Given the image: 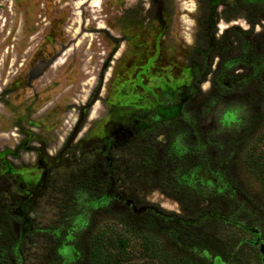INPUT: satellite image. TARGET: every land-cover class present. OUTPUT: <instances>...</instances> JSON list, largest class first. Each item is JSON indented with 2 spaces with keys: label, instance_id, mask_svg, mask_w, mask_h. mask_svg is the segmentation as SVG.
Returning a JSON list of instances; mask_svg holds the SVG:
<instances>
[{
  "label": "rangeland",
  "instance_id": "374dc122",
  "mask_svg": "<svg viewBox=\"0 0 264 264\" xmlns=\"http://www.w3.org/2000/svg\"><path fill=\"white\" fill-rule=\"evenodd\" d=\"M92 1L0 0V209L13 214L19 204L14 192L18 179L27 185H38L21 217L29 228L31 224L38 230L23 242L22 233L16 228L17 223L21 225V218L15 219L14 225L19 238L15 248L23 246L25 264H49L53 236L47 231L60 228L69 213L84 209L88 196L100 195L99 190H104L110 182L107 172L100 169L105 162L101 148L81 146L79 140L95 136L99 127L108 123L105 121L110 114L117 118L124 115L128 98L137 99L142 93L143 73L144 80L151 84L160 77L168 80L169 85L182 83L187 77L191 55L198 52L195 59L204 64L209 40L216 41L214 37H221L231 27L239 28L252 41L264 46V0H99L97 7L91 5ZM158 39L170 50L156 47ZM173 40L176 52L171 51ZM118 42L120 52L113 59ZM147 42L150 49L142 52L165 62L166 73L158 64L155 70H142L145 65L139 45ZM239 43L242 45L244 41ZM130 48L132 53L128 52ZM66 51L70 52L64 57V65L51 68ZM172 52L175 56L170 61ZM236 57L229 55L225 59ZM130 61L133 66H129ZM144 80L142 85L146 84ZM160 90V84L150 86L155 94ZM257 91L246 88L245 95L238 96L237 88L228 94L227 104L214 106L213 117L221 114V109L250 117L264 107V88L262 94L257 95ZM57 93L60 94L54 98ZM113 105L119 107L115 113ZM193 105L198 106L199 102ZM85 109L88 110L84 115ZM62 115L67 118H61ZM260 129L251 141L248 154L260 155L262 167L254 171L249 165L239 163V168H231V188L238 194L233 189L229 191L236 198L237 209L251 213L252 223L258 227L264 226V179L260 175L264 174V126ZM221 135L215 136L218 141L215 143L223 141ZM42 156L47 158V170L39 182ZM122 156L116 188L127 199H123L124 205L114 209L113 203L110 204L97 217L94 233L106 246L117 243V236L125 233L121 223L111 215L126 212L125 206L134 202L159 206L175 219L192 222V231L220 241L236 230L207 216L216 211L223 215L226 201L194 202L190 208V204L162 197L155 191L156 185H140L131 179L134 175L129 177L127 154ZM243 156H236L239 162H243ZM198 214L204 217H196ZM198 219L203 221L201 226H195ZM129 240L133 243L131 264H158L144 252L140 253L137 241ZM115 251L113 245L105 250L108 256H113Z\"/></svg>",
  "mask_w": 264,
  "mask_h": 264
},
{
  "label": "flooded vegetation",
  "instance_id": "af4514ba",
  "mask_svg": "<svg viewBox=\"0 0 264 264\" xmlns=\"http://www.w3.org/2000/svg\"><path fill=\"white\" fill-rule=\"evenodd\" d=\"M227 31L221 33V37H214L216 41L209 40V48L203 55L206 56V59H203L204 64L198 63L195 59L198 52L193 56L191 55L187 77L182 83L177 81L173 85H169L168 80L160 77L151 84L144 80L145 75L141 71L143 73L140 80L142 93L137 99L128 98L127 111L124 115L117 118L110 114L109 119L105 121L108 123L101 125L99 131L95 132V136L79 140L81 146L86 147L88 145L101 148L105 162L100 165V169L107 172L110 182L104 190H99L100 195L96 193L88 196V203L83 209L84 214L81 215L73 232L78 229L80 231L87 229L88 218L95 213L104 212L110 207V204L113 203V209L115 206L123 204V199L126 196L116 188V181L119 177V161L123 159L122 155L125 153L127 154L126 160H128L127 169L128 171L131 170L129 177L134 175L131 179H136L139 184L156 185L157 190L155 191H158L162 197L173 199L170 195L182 194L180 187H189L195 199L208 204L219 200V197L224 200L230 189L238 194L233 186L231 188L233 183H231L230 169L239 168V163L248 166L251 160L259 163L260 155L257 154L252 159L251 153L248 154V152L251 150L252 139L261 130L259 119L261 109L250 117H241L237 112L225 111V109H221V114L218 113L213 117V111L214 106L227 104V101L230 100L228 94L232 91L236 92L237 88L240 91L238 96H244L246 88L258 90L257 95L258 93L262 94L264 88V46L260 42L252 41V37H247L237 27L228 28ZM229 35H235V37H229ZM160 40L162 39H158L156 47H161V50H170V47H166L168 45L165 42L160 43ZM175 40L170 45L173 52H176L177 48ZM233 40L238 42H233ZM240 40H243L244 44L240 45ZM117 44L119 48L114 53L113 59L120 52L119 42ZM149 47L150 42L139 45L141 61L145 65L142 70L144 72L151 68L155 70L154 66L158 64L166 73L168 68L165 67V62L154 58L155 55L153 56L151 53L142 52L150 49ZM130 51L131 48L128 52ZM173 52L169 56L172 58L170 61L175 56ZM229 55L237 57L226 60L225 58ZM131 63L130 61L129 66H133ZM235 67H240V70L234 69ZM143 80L145 85H142ZM132 83H135L134 79ZM155 84L157 86L160 84L161 87V90L156 94L150 91V86L153 87ZM102 89L103 87L99 89V95ZM60 93H57L54 98H57ZM195 101L199 102L198 106L193 105ZM217 101L219 102L217 103ZM50 105L51 102L47 104V106ZM118 108L113 105V113ZM88 109H85L84 115ZM60 117L67 118V115ZM202 122H204L203 125ZM183 125L186 127L185 129H183ZM80 129L78 127L76 130L77 134L80 133ZM219 133L224 139L222 142L215 143L218 141L214 138ZM237 155H244L243 162H239ZM39 160H41L39 161L40 170L38 169L40 182L45 178L47 170L45 161L47 158L42 156ZM16 178L18 179L17 176ZM15 186L16 202L18 201L19 204L14 209L13 214L9 210L8 212L2 209H0V213L8 214L14 219H20L27 204L32 201L33 197H30L38 185H27L18 179ZM89 200L96 204H90ZM106 202L109 204H105ZM225 205L227 208L222 215L223 222L225 225L231 224L238 228V236H243L241 244L247 243L250 247H255L262 264H264V253L261 251L262 246H264V229L253 224L247 226L245 220L243 222L231 221L229 217L234 216L235 213L232 212L228 203ZM125 207L127 208L126 211H132L136 216L149 217L154 215L160 218L163 223L165 221H177L173 214H167V212L160 210L159 206L137 205L134 202ZM215 215L218 216L216 212L209 216L213 218ZM196 217L203 218L204 215L198 214ZM27 225V222L22 218L21 225L16 224L17 231L22 233V238H24L23 242H26L25 238L32 237V234L38 230L34 229L31 224L30 228ZM27 230L30 231V236ZM47 232L53 236L51 247L57 246L60 256L57 259L49 256L47 258L49 264L72 263L73 255L76 254L73 238L68 234L64 235L61 228ZM60 238L62 241L57 245ZM24 254L23 246L22 249L15 248L8 258L3 252H0V264H25Z\"/></svg>",
  "mask_w": 264,
  "mask_h": 264
},
{
  "label": "trees",
  "instance_id": "16d2710c",
  "mask_svg": "<svg viewBox=\"0 0 264 264\" xmlns=\"http://www.w3.org/2000/svg\"><path fill=\"white\" fill-rule=\"evenodd\" d=\"M252 115L254 116L255 112ZM259 119L261 127L264 126V107L260 110ZM251 158L254 159L253 156ZM248 165L249 169L252 168L254 171L262 167L253 160ZM231 173L232 171H230L232 180ZM260 175L264 179V174L261 173ZM180 188L182 194L170 195L173 199L183 205L190 204V208L194 202H200L193 197L189 187ZM219 198L222 200V197ZM235 200L236 198L234 199L230 193L223 200L229 204L232 212L235 213L229 219L235 222L245 220L247 226L252 225L253 215L248 211L241 213L237 209L239 208L238 205L234 203ZM78 205L81 207L80 203ZM102 213H95L90 216L87 229L83 231L78 229L75 232L73 231L77 227L81 215L84 214L83 208L81 211L69 213L68 217H65L60 228L64 235L68 234L73 238V243L76 246V254L73 255L74 260L70 264H131L133 254L130 252V248L133 243L130 244L129 239L137 241L141 248L140 253L143 254L142 252H144L147 258L155 259L158 264H262L255 247H250L247 243L241 244L243 236H238V228L235 225H226L230 228L234 227L233 229L236 230H232L226 238L224 237L225 240L220 241L215 237L192 231L190 229L192 222L175 219L176 222L165 221L163 223L157 216H136L132 211L111 215L121 223L125 233L117 236V243H110L116 251L113 256H108L105 250L110 245L106 246L105 243H102L100 236H94L98 224L97 217ZM210 218L225 225L222 215H215V217ZM16 222L10 215L0 213V252H3L7 258L11 256V252L15 249L14 245L19 241L14 226ZM196 222L195 226H201L203 221L198 219ZM261 228L264 229V226ZM61 241L62 238L58 240L57 245ZM49 256L56 259L60 257L57 246L51 247Z\"/></svg>",
  "mask_w": 264,
  "mask_h": 264
},
{
  "label": "bare ground",
  "instance_id": "6f19581e",
  "mask_svg": "<svg viewBox=\"0 0 264 264\" xmlns=\"http://www.w3.org/2000/svg\"><path fill=\"white\" fill-rule=\"evenodd\" d=\"M83 2V1H82ZM88 2V1H87ZM80 3V2H79ZM98 3H99V0H93L92 2H91V5L92 6H94V7H97L98 6ZM182 20V19H181ZM65 51V50H64ZM69 52L70 51H66L65 53H63V55H61L59 58H57L56 60H55V62L54 63H52L53 65L51 66V68H56V67H59V66H62L63 65V62H64V57L65 56H67V55H69ZM2 61V60H1ZM14 61V60H13ZM13 61H12V63H13ZM2 63V62H1ZM11 63V62H10ZM2 66V65H1ZM50 68V69H51ZM5 126V125H4ZM4 128V127H3Z\"/></svg>",
  "mask_w": 264,
  "mask_h": 264
},
{
  "label": "water",
  "instance_id": "95a60500",
  "mask_svg": "<svg viewBox=\"0 0 264 264\" xmlns=\"http://www.w3.org/2000/svg\"><path fill=\"white\" fill-rule=\"evenodd\" d=\"M261 251H262V253H264V246H262V250Z\"/></svg>",
  "mask_w": 264,
  "mask_h": 264
}]
</instances>
